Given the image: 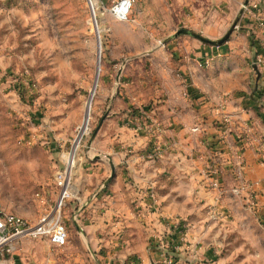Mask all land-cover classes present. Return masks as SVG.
Listing matches in <instances>:
<instances>
[{
    "label": "rangeland",
    "instance_id": "374dc122",
    "mask_svg": "<svg viewBox=\"0 0 264 264\" xmlns=\"http://www.w3.org/2000/svg\"><path fill=\"white\" fill-rule=\"evenodd\" d=\"M122 1L96 0L100 51L87 0H0V198L7 213L26 219L31 226L54 209L59 197L55 177L68 166L69 157H75V183L84 178L86 168H99L118 148L124 159L137 154L148 162L151 141L135 148L132 133L138 122L156 120L158 114L153 111L170 101L174 84L166 43L182 37L209 45L176 34L188 30L205 38L193 18L210 13V0H136L128 18L120 21L111 10ZM247 7L242 6L241 16ZM238 27L236 18L230 29ZM99 54L100 78L90 102ZM263 66L253 64L251 96L260 93L259 99H264V90L259 91L264 79L256 78ZM259 108L264 107L254 110ZM84 122L89 125L81 134ZM105 122H123L125 139L118 143L114 139L111 146L99 145ZM112 125L106 131L115 135L117 129ZM198 180L190 176L187 190L176 186V200L170 206L159 205L158 195L163 191L150 192L155 199L150 213L163 222L185 221L190 226L188 233L202 229L204 253L192 260L181 259L172 248L176 240L172 233L158 237V247L164 246L162 250L177 264H264V226L251 204L226 192L217 211L216 204L207 205L201 186L207 194L214 190ZM226 194L232 196L226 199ZM68 203L62 218L67 230L75 232L66 218ZM38 240L45 244L46 240L32 237L20 244L37 245ZM46 252L56 260L68 259L64 248L50 246Z\"/></svg>",
    "mask_w": 264,
    "mask_h": 264
},
{
    "label": "crops",
    "instance_id": "0c3cea01",
    "mask_svg": "<svg viewBox=\"0 0 264 264\" xmlns=\"http://www.w3.org/2000/svg\"><path fill=\"white\" fill-rule=\"evenodd\" d=\"M210 1V13H198L193 18L207 40H222L236 18L239 27L220 46L182 37L166 43L174 86L169 91L170 101L153 111L158 114L161 136L155 145L148 132L149 122H138V129L132 133L135 148L148 139L151 141L149 150H153L148 162L137 154L124 159L118 148L115 156L106 158L108 162L102 161L99 168H86L84 178L78 183L74 181L75 198L68 203L66 218L72 221L70 226L75 227V232L68 229V244L63 247L68 259L48 257L46 250L52 245L43 239L45 244L38 240L41 243L37 245L22 241L16 259L1 264H161L157 238L164 233H172L171 237L176 239L171 244L177 246V256L192 260L204 253L202 229L194 234L191 229L188 243L181 242L175 228H168L150 213L155 200L150 198V192L163 191L161 197L158 195L159 205L170 206L176 200V186L187 190L190 176L207 185L203 177L205 167L216 163L222 173L220 190L207 194L201 188L207 205L216 204L218 211L223 195L231 192L234 196L232 191L239 185L233 172L234 150L245 158L244 181L251 186V190L241 191L238 196L248 203L253 195L258 205L254 213L260 218L264 216V108L254 110L264 107V99L256 97L260 93L251 96L254 60L259 56L264 59V32L257 26L258 16L264 20V0ZM246 5L241 16L242 6ZM254 5L259 12L253 9ZM261 69L263 72L256 80L264 79V66ZM226 118L228 126L222 127ZM111 123L117 129L115 135L106 131ZM124 136L123 122H105L97 143L111 146L114 139L122 142ZM229 195L232 196L226 194V199ZM214 217L217 219L216 214Z\"/></svg>",
    "mask_w": 264,
    "mask_h": 264
},
{
    "label": "built area",
    "instance_id": "2783aa9c",
    "mask_svg": "<svg viewBox=\"0 0 264 264\" xmlns=\"http://www.w3.org/2000/svg\"><path fill=\"white\" fill-rule=\"evenodd\" d=\"M136 0H123L122 2L129 3L127 12L119 9L120 4L112 8V14L120 21L128 18V15L133 7ZM91 17L96 19V0H87ZM254 10L259 12L257 5H254ZM259 28L264 32V20L258 16ZM256 65L263 66L264 59L262 56L257 57ZM229 123V122H224ZM222 123L223 127L227 124ZM161 127L156 120L149 122L148 132L151 137L155 139V143L158 137L161 136ZM195 129L194 131H197ZM156 145V144H155ZM229 148V144H227ZM231 151L232 148H230ZM232 157H234V168L233 172L235 177L238 179L239 185L233 191L234 194H239L241 191L251 190V186L244 181L243 168L245 166V158L239 151H233ZM156 155V154H155ZM154 157V155L150 156ZM220 170L215 165H209L203 172L204 181L209 188L212 190H220ZM55 184L59 190V197L55 204V207L51 212L45 214L38 222L37 225L31 226L29 222L17 215L7 213L4 209L3 202L0 198V264L2 262L13 260L16 253L19 251L20 241L26 237H32L36 239H46L53 248H63L68 244L69 234L68 230L63 222L62 210L66 207L67 203L75 198V186L73 182V174L69 169V166L62 171L57 172L55 177ZM249 203L253 211H257V203L253 195L249 196ZM152 199V196H151ZM154 203V202H153ZM215 218V217H214ZM176 221L168 220L166 225L168 228H172L177 231L180 241L188 243V230L189 224L181 219H175ZM264 226V218L261 222ZM164 246H159L161 252V264H177L172 256L167 253ZM174 250H177V246H172Z\"/></svg>",
    "mask_w": 264,
    "mask_h": 264
},
{
    "label": "water",
    "instance_id": "95a60500",
    "mask_svg": "<svg viewBox=\"0 0 264 264\" xmlns=\"http://www.w3.org/2000/svg\"><path fill=\"white\" fill-rule=\"evenodd\" d=\"M96 22V33H97V37H98V42H99V50L101 51V38H100V31H99V28H98V25H97V21L95 20ZM233 32V28L230 30V32L220 41L218 42H211L205 38H202L201 36L197 35V34H194L193 32L191 31H188V30H180L176 36L180 37V36H184V35H188V36H192V37H195V38H198L200 39L201 41L205 42V43H211L212 45H222L224 44L225 42H227V40L229 39L230 35L232 34ZM100 62H101V57H100V54H99V59H98V66H97V70H96V78H95V81H96V84L93 88V94L91 93V101L93 100V97H94V93H95V90H96V87L98 85V81H99V78H100ZM100 128V127H99ZM115 173L112 175V177H114Z\"/></svg>",
    "mask_w": 264,
    "mask_h": 264
},
{
    "label": "bare ground",
    "instance_id": "6f19581e",
    "mask_svg": "<svg viewBox=\"0 0 264 264\" xmlns=\"http://www.w3.org/2000/svg\"><path fill=\"white\" fill-rule=\"evenodd\" d=\"M129 8V3L127 2H122L120 4V7L119 9L122 10V11H125L127 12V9ZM94 18V17H93ZM94 22H95V19H94ZM96 24V22H95ZM96 26V25H95ZM95 84H96V81H95ZM95 86V85H94ZM94 88V87H93ZM93 90V89H92ZM93 92V91H92ZM93 94V93H92ZM89 101H91V98H89ZM89 125V122H84L83 125L80 127V131H81V134H85L86 131H87V127ZM81 136V135H80ZM73 165H74V157H69V161H68V166H69V169L71 170V172H73Z\"/></svg>",
    "mask_w": 264,
    "mask_h": 264
},
{
    "label": "trees",
    "instance_id": "16d2710c",
    "mask_svg": "<svg viewBox=\"0 0 264 264\" xmlns=\"http://www.w3.org/2000/svg\"><path fill=\"white\" fill-rule=\"evenodd\" d=\"M263 218H264V216H262V217L260 218V219H261V222H262Z\"/></svg>",
    "mask_w": 264,
    "mask_h": 264
}]
</instances>
